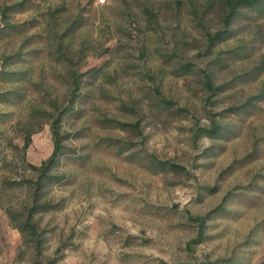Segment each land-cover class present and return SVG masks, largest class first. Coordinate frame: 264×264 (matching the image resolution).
Masks as SVG:
<instances>
[{
    "label": "rangeland",
    "instance_id": "obj_1",
    "mask_svg": "<svg viewBox=\"0 0 264 264\" xmlns=\"http://www.w3.org/2000/svg\"><path fill=\"white\" fill-rule=\"evenodd\" d=\"M19 1L0 0V69L18 71L0 77V264H264V98L249 114L225 110L264 93V67L210 95L201 78L219 82L255 63L264 18L237 23L209 49L204 31L220 26L219 0ZM75 16L81 24L68 31ZM238 43L255 45L252 55L220 52L226 65L211 64ZM179 62L193 70L176 75ZM60 110L72 152L57 165L63 178L43 191L59 207L32 215L36 252L10 216L32 201L27 162L51 152ZM108 118L138 129L103 125ZM210 119L216 131L199 135ZM103 136L134 143L136 155L95 144ZM144 152L184 168L152 172ZM187 213L203 216L198 240Z\"/></svg>",
    "mask_w": 264,
    "mask_h": 264
},
{
    "label": "trees",
    "instance_id": "obj_2",
    "mask_svg": "<svg viewBox=\"0 0 264 264\" xmlns=\"http://www.w3.org/2000/svg\"><path fill=\"white\" fill-rule=\"evenodd\" d=\"M25 1V0H24ZM23 0L19 1L18 5L20 9ZM207 4H211V1H207ZM218 5L220 6V26L213 29L204 31L205 46L209 49L212 48L216 43L226 40L230 37H234L239 31L240 25H245L249 21H254L256 18H264V0H219ZM6 8V7H5ZM240 25H238V24ZM81 24V19H78L76 16L69 22L66 26L68 31L75 30ZM12 25V24H11ZM260 35V34H259ZM259 41L264 40L263 37H258ZM255 49V45H246L245 43H238L225 49L216 50L214 56L210 59L211 64L219 65L221 68L226 65L225 62H222L219 56L220 52L227 53L226 58H245L252 55ZM264 67V53L259 55L258 60L245 68L242 71L233 72L230 77L219 82H214L207 71L201 73L202 82L204 83L208 95L222 92L236 84L246 83L253 80L256 75ZM174 73L176 75H182L189 71H192V67L189 62H179L178 65L174 68ZM90 71V74L93 76L97 75V69L93 68ZM18 71L15 70H6L0 69V77L3 79H14L17 78L16 74ZM72 88L70 89L71 98L78 93L76 90L80 88V79L79 76L73 72L72 75ZM3 93H0V100H3ZM264 98V93L251 94L246 97V99L237 104H230L226 106L225 110L229 113L238 114L240 111L245 114H249L256 106L255 101ZM65 112H68L73 108V106H66ZM63 112L60 110L54 118L51 120L50 126L53 135V148L49 155L44 158L39 164H33L27 162L29 168L32 169L33 177L31 183L28 186V191L31 196V203L27 207L23 216L16 218L14 214L10 216L13 218L15 225L19 228L23 238L26 241H32L33 246L38 251V237L36 235V224L32 220L33 213L47 211L59 207L58 203H52L48 198L43 196V191L47 187L51 186L54 183L59 182L63 178V173H60L56 170L57 165L60 163L61 158L70 154L72 152V147L64 143V139L70 137L74 133L66 131L61 133L59 130V121H61ZM100 120V119H98ZM103 125H112L117 126L123 129H138L139 122H121L115 119H102ZM218 124L214 119H210L209 125L207 127H198L197 131L199 135L212 136V133L216 131ZM29 142V135L26 136L25 144ZM95 144L103 145L106 147H113L118 153H124L127 151V154L132 157L135 156L137 151L134 150V143L125 142L118 138L103 136L100 137ZM251 153H247L249 155ZM245 155V156H246ZM141 160L144 161V164L147 168L152 170V172H158L163 170H172L178 171L182 170L184 167L181 164L175 163L166 159H159L154 154L144 152L140 155ZM248 160V159H247ZM186 216L194 220L197 224V230L195 236L191 238V241L198 240L202 236V226H203V216L199 214H190L187 213ZM189 243V242H188ZM213 262V261H208ZM212 264V263H210Z\"/></svg>",
    "mask_w": 264,
    "mask_h": 264
}]
</instances>
